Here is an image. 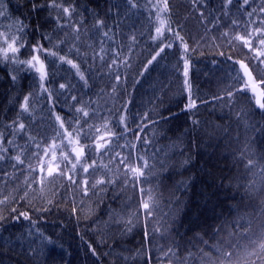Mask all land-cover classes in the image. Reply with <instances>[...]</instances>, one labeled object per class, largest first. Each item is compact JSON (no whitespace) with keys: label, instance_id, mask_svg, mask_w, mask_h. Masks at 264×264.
Returning a JSON list of instances; mask_svg holds the SVG:
<instances>
[{"label":"trees","instance_id":"obj_1","mask_svg":"<svg viewBox=\"0 0 264 264\" xmlns=\"http://www.w3.org/2000/svg\"><path fill=\"white\" fill-rule=\"evenodd\" d=\"M50 2L2 0L0 10L6 5V15L0 17V31L17 34L19 20L27 26L20 40L22 44L27 42V47L19 53L21 60L30 58L31 46L41 41L42 34L51 35L53 44L65 40L62 47L53 50L58 56L68 54L69 59L78 63L90 87H82L83 82L75 76L74 69L69 71L68 64L50 58L51 62L46 61L49 73L46 87L54 95L49 100L48 93L41 92L34 70L0 61V133L4 134L7 157L17 155L29 135L37 141L46 137L39 152L43 156V148L51 143L58 127L55 116L67 121L80 102L87 105L91 101L89 110H94L98 117L89 123L99 125L105 118L119 121L120 116L127 115L129 129L148 141L145 144L129 134L113 147L112 155L127 154L128 150L119 145L136 143V151L149 158L152 167L141 178L142 184L130 175L125 176V170L115 162L109 165L111 171L98 167L87 176L81 171L73 178L90 181L85 195L82 183L77 186L67 179L71 175L70 164L64 167L66 175L48 178L42 186L39 157H22L25 164L16 169L12 167L15 161H0V200L9 198L0 204V216L5 217L0 221V264H149V260L150 264H170V261L201 264L204 253H210L219 264L221 257L206 247L204 241L209 245L217 241L222 244L238 220L245 227L250 224L254 233H259L264 225V112L254 102L249 104L244 94H238L231 105L226 99H213L228 90L231 77L239 68V65L232 67L233 61L248 63L245 58L255 55L247 48L229 45V37L222 36L226 30L232 36L238 31L229 27L232 19L242 24L247 19L237 12L239 4L230 6L231 14L225 17L223 0H198V7H193L192 0H168L169 11L162 13V17L169 20L173 32L179 31L189 45L184 58L190 64L188 80L192 98L197 102V107L189 111L184 107L188 93L184 86L181 42L168 31L157 41L151 39L159 26L158 9L153 7L159 0H135V8L127 0H55L63 7L74 9L71 20H66L61 10L50 8ZM33 4L38 7L33 9ZM116 4L118 10L113 8ZM261 6H264L261 0H255L245 8L256 9L258 13ZM201 11L206 20L201 17ZM58 16L61 23L82 21L78 42L71 27L57 28ZM217 18L220 23L214 25ZM98 19L106 27L97 29ZM105 31L111 39L102 36ZM133 35L135 42L130 40ZM41 42L44 47H51L46 40ZM169 42L173 47L165 48L145 69L152 56ZM101 47L106 54L103 63L98 57L93 60ZM70 48H73L71 53ZM113 49L119 51L118 59L127 58L130 66L121 64L109 74L107 65L114 58ZM117 74L121 80L113 92ZM13 75L17 77L15 82ZM61 83L74 87L60 90ZM30 92L33 94L30 113L20 117L27 130L13 135L12 128L6 125L17 119L20 104ZM72 96H77L79 102L73 103ZM124 105L128 106L127 111ZM237 113L242 115L238 118ZM145 114L147 117L142 120ZM142 126H146L143 133L139 130ZM8 140H13V145ZM35 151V145L28 144L27 156L32 157ZM93 159L97 158L93 155L85 163ZM109 159L104 156L97 163L107 164ZM248 160L254 164L246 169ZM29 164L35 168L34 172H30ZM101 176L115 182L92 188L91 184ZM250 181L254 182L252 190L246 192L243 185ZM141 187L146 190L145 198L147 190H152L158 205L153 217L147 220L140 206ZM25 193H28L26 197ZM25 212L28 220L20 216ZM129 220L131 224L127 223ZM43 237H50L55 246L42 244ZM170 248L177 256L165 258L163 253ZM189 252L192 256L186 260ZM255 259V256L250 258Z\"/></svg>","mask_w":264,"mask_h":264},{"label":"snow or ice","instance_id":"obj_2","mask_svg":"<svg viewBox=\"0 0 264 264\" xmlns=\"http://www.w3.org/2000/svg\"><path fill=\"white\" fill-rule=\"evenodd\" d=\"M255 2V0H223V13L225 17L229 16L231 13L229 11L230 6L234 3L239 4L237 8L238 13H242L247 19L242 24L238 19H232L230 28L238 29L235 35H230L229 31H225L222 33L223 37H229L228 43L233 46H241L243 48H247L249 52L255 53L254 56H248L245 59L249 62L246 63L245 60H235L232 63V67L235 68L236 65H239V68L236 69L235 76L231 77V82L227 86V89L222 95L218 97H214V100H227L229 105L233 103L234 98L238 94H244L248 96V103L254 105L256 108L264 112V6L259 7L258 13L256 9L252 11H247L245 6H250L251 3ZM128 5L132 8L137 7L135 0H127ZM193 7H198V0H192ZM262 5H264V0H261ZM0 4H2V0H0ZM50 8H55L57 10H61L63 16L66 20H71L74 9L71 7H63L61 4H57L55 0H51L48 5ZM206 6V5H205ZM36 4H33V9L37 8ZM153 7L157 8V22L158 25L155 28L156 35L152 36L151 39L153 41L159 40L165 31L172 32L173 36L176 40L181 42V46L183 48L182 58L184 59V86L185 91L188 93V103L185 104V110H192L197 107V102L192 98V89L191 84L188 80L189 68L190 64L188 59L184 58V53L189 51V45L184 41V37L180 35L179 31L173 32L169 20L162 17V13H167L169 11L168 0H159V2ZM113 8H119V5H113ZM112 11V8L109 9ZM118 14V11H117ZM6 15V5L3 6V10H0V17H4ZM200 15L203 19H207L204 17V13L201 11ZM256 15L257 19H252V17ZM80 23L73 22L69 23H61L60 17H57V28L63 29L66 27L72 28V33L75 36V40L78 42L80 40ZM220 23L219 18L214 21V25H218ZM259 25V26H256ZM95 27L97 29H101L106 27L105 22L103 20H96ZM27 26L23 24L22 20L17 21V34H11L10 30L0 31V61L10 62L13 65H18L24 70L31 71L34 70L36 74L39 76L40 82V90L42 93H48V99L52 100L54 92L51 91L48 87H46V83L48 81V70L46 61L51 62L50 58H58L61 63H66L70 66L69 71L75 70V76L79 78V81H82L83 88H89V80L85 75V72L81 71V67L78 63L74 62V60L68 58V54L59 55L57 51L53 50L65 43V40L61 39L57 41L55 44L52 43L51 35H41V41H47L51 47L46 48L41 41H37V43L31 46V55L27 60H21L19 58V53L22 48L27 47V42L20 43L21 37L25 34ZM102 36L104 38L111 39L109 37V33L107 31L103 32ZM132 42H135V35L130 37ZM173 43L169 42L164 47H161L159 51L156 52L155 55L152 56V59L148 61V64L145 65V69L148 68V65H151L153 61L157 60V57L161 55L165 51V48H172ZM75 48V44L73 45ZM73 48L69 49V53L73 51ZM76 54L79 56V49L76 48ZM114 53V58L112 62L107 65L109 74H112L114 70H118L121 64L125 66H130L127 64V58L123 61L119 60L118 57L120 55L119 51L116 49L112 50ZM131 51V48H129ZM105 50L101 47L98 53H94L93 60L97 57L103 63L105 61ZM220 55H224L223 52ZM43 57V58H42ZM229 60H232V57H228ZM255 62L254 64L252 62ZM251 64V67H250ZM143 75V73H141ZM259 77V78H258ZM17 77L15 75L12 76L13 82H15ZM116 84L113 85V92H115L117 85L119 84L121 77L120 75H116ZM239 84L240 87L236 88L235 85ZM74 87L70 83H61L59 85L60 90L67 91L70 88ZM63 93H56V95ZM32 96L33 94L30 92L28 95H25L23 98V102L20 104V112L17 115V119L12 121L6 127H10L13 130V135L17 133H24L27 130V125L20 120V117L25 113H30L31 104H32ZM71 100L73 103H77L78 97L72 96ZM91 101L88 102L87 105L80 102V106L75 108V112L71 119L67 121L61 117L60 115L55 116V122L58 125L55 129V133L51 138V143H48L46 147L43 148L44 155L39 156V152L41 150V143H43L45 138H42L40 141H37L36 137L29 135L28 141L24 148H22L17 155L14 157H7L8 148L3 146V138L4 134L0 133V161L10 160L15 161L12 164V167L16 169L18 166H23L25 164V159H32L39 157V171L41 173L40 183L43 186L44 182L48 178H54L55 176H64L66 175L64 171V167L67 164L71 165V168L68 169V172L71 175H67V179L70 183L74 185H79L82 183L84 185L83 191L85 195H87L89 191L90 181L85 179L83 181H78L74 179V176H78L81 171L87 176L90 172H94L99 168H104L108 171H111L109 165L115 162L117 167H122L124 171V175H130L132 179L136 182L143 183L144 181L141 178L145 177L146 172L152 167L149 162V158L146 156L140 155L136 149V143L126 142L123 145H119L121 149H127V154H123L122 152H116L115 155H112L113 147L118 143L121 139H126L127 135L132 134L136 136V140H143L145 144L148 143L147 139L142 137L141 135H136L128 127V116L122 115L120 116L119 121H115L113 119L105 118L103 123L97 125L95 123H89L93 117H98V114L94 110H89L91 108ZM127 105H124L125 110L127 111ZM242 113H237V117L239 118ZM145 117L142 118L145 119ZM194 124H197L198 121H193ZM86 125V127H85ZM146 126L140 127V132L143 133ZM71 129V131H69ZM122 129V130H121ZM82 141H92L91 143H82ZM9 145H13V140H8ZM28 144L35 145L36 151L32 154V157L27 156L28 152ZM94 150V151H93ZM135 153V155H133ZM95 156L97 159H93L91 163H85L91 156ZM104 156H109L110 159L107 164L102 161L98 165L97 161ZM24 157V158H22ZM154 158V157H153ZM242 158V157H241ZM254 162L252 160H248L245 168L248 169L252 167ZM30 172H34L35 168L32 167L31 164L28 165ZM7 176V173H5ZM27 180V177L25 178ZM264 179V177H262ZM114 180L105 179V177L101 176L100 179H97L94 184H91L92 188H96L98 186L104 184L114 183ZM127 184L128 181L126 180ZM254 182L250 181L247 185H243L246 192H250L252 190V185ZM29 188L32 187L31 184L28 185ZM141 207L144 210V216L147 220L148 218L153 217L154 209L158 206L156 203V195L152 192L151 189L147 190V197L145 198L146 190L141 187ZM28 193H25V197ZM8 197H4L3 200H0V204H5L8 201ZM21 199H24L22 197ZM50 203V201H49ZM46 210V209H45ZM76 209L74 208L73 211ZM13 211H15L13 209ZM133 215H136L135 213ZM25 220L29 219L28 214L20 213ZM19 217H16L18 219ZM5 217L0 216V221H3ZM131 224L132 221L129 220L127 222ZM235 229L234 231L229 233V238L224 240L221 244L217 241L216 244L209 245L207 241H204L206 247H209L214 250L216 254L221 257L219 264H264V225L261 226L259 233H254L252 231L251 225L249 224L247 227L239 220L234 222ZM130 230V228H129ZM155 231H160V229H156ZM219 231V228L216 229ZM42 235V234H41ZM146 237L149 236V233L146 231ZM235 238V242H233L232 238ZM244 241V242H242ZM42 244H48L55 246V241L50 237H43ZM251 249V251H249ZM34 251V250H33ZM202 251V250H201ZM95 255V252H93ZM165 258L171 256L176 257L177 253H175L171 248L168 252L163 253ZM192 256V253L189 252L188 256L185 259H189ZM255 256V260H250L251 257ZM150 264V260H149ZM172 264V261H170ZM201 264H216V260L210 253H204L201 257Z\"/></svg>","mask_w":264,"mask_h":264}]
</instances>
